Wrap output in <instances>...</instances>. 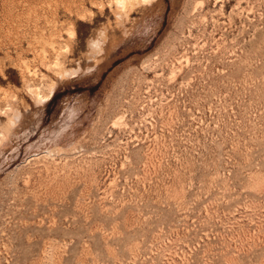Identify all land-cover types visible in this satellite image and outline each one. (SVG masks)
Segmentation results:
<instances>
[{"label": "rangeland", "instance_id": "1", "mask_svg": "<svg viewBox=\"0 0 264 264\" xmlns=\"http://www.w3.org/2000/svg\"><path fill=\"white\" fill-rule=\"evenodd\" d=\"M115 3L0 0V264H264V0Z\"/></svg>", "mask_w": 264, "mask_h": 264}, {"label": "bare ground", "instance_id": "2", "mask_svg": "<svg viewBox=\"0 0 264 264\" xmlns=\"http://www.w3.org/2000/svg\"><path fill=\"white\" fill-rule=\"evenodd\" d=\"M132 0H115V4H117L118 6H120V7H124L128 2H131ZM142 1H145V0H142ZM52 86V85H51ZM50 86V88H49V90H48V93L50 94V91H51V89L53 88V87H51ZM35 94H36V97H38V98H41V97H45L44 96V94H42L43 92L40 90V89H36L35 90V92H34ZM34 93H33V95H34ZM47 93V94H48ZM48 94V95H49ZM35 96V95H34ZM37 99V98H36ZM9 129V128H8ZM1 135V134H0ZM2 135H3V132H2ZM4 136H2V138H3ZM5 138V137H4Z\"/></svg>", "mask_w": 264, "mask_h": 264}]
</instances>
